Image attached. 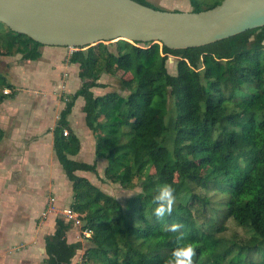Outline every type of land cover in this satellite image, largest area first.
<instances>
[{"label": "trees", "instance_id": "1", "mask_svg": "<svg viewBox=\"0 0 264 264\" xmlns=\"http://www.w3.org/2000/svg\"><path fill=\"white\" fill-rule=\"evenodd\" d=\"M221 1L190 0L191 10ZM8 29L0 35V59L41 58L42 43ZM115 44L116 51L100 42L70 53L81 85L52 129L54 152L72 186L70 206L91 236L86 245L69 241L73 223L56 216L55 230L45 236L46 256L35 264H71L80 249L78 264H166L178 243L194 246V264H264V26L182 49L124 39ZM170 54L180 57L175 74L167 67ZM119 70L132 75L121 80L128 93L96 94L94 88L107 86L102 75ZM159 91L173 98L172 128L169 110L154 104ZM10 97L1 92L0 102ZM79 97L96 157L108 161L105 178L139 187L124 201L78 173H98L97 161L74 157L81 140L69 115ZM4 136L0 127V140ZM164 184L175 189L176 203L158 220L153 197ZM229 221L250 234L237 238L233 229L228 236ZM172 223L182 225L181 241L180 233L166 230Z\"/></svg>", "mask_w": 264, "mask_h": 264}, {"label": "rangeland", "instance_id": "2", "mask_svg": "<svg viewBox=\"0 0 264 264\" xmlns=\"http://www.w3.org/2000/svg\"><path fill=\"white\" fill-rule=\"evenodd\" d=\"M146 1L169 10L192 9L190 0ZM205 3L208 5L206 1ZM8 31V27L0 22V35H5ZM105 43H108L111 50L116 51L115 41ZM73 50L70 47L44 45L43 55L36 61L23 60L21 54L2 56L0 59V76L5 78V83H0V93L12 94V97L0 102V127L5 130V136L0 140V234L11 231H8L10 233L6 238L11 240L9 253L17 252V246L28 242L24 239L21 243L16 242L15 237L18 238L23 233H19L18 236L14 228L31 225L28 227L30 228L28 233H36L38 229L43 228L40 225L46 216L44 212L53 214L51 216L53 220L54 216H62V210L72 202L71 183L53 149L52 129L65 106V101L81 85V79L73 73L74 66L68 62ZM179 58L176 55H169L167 60L169 72L173 74L177 72ZM131 76L126 70H119L115 74L104 73L100 81L107 86L96 87L94 91L96 94L117 91L126 95L128 91L122 88L121 80ZM76 77L78 79L74 81ZM156 96L154 104L169 110L167 122L172 128L176 114L173 98L169 93L164 94V91H159ZM81 102H84L83 97L78 98V103L75 104L74 112L70 116L82 138L80 148L82 152L77 158L91 163L97 161L98 164L97 174L94 172L83 174L105 192L124 201L139 190V187L126 188L105 178L104 169L108 161L106 158L96 157L95 136L90 129H83L86 126L84 120L81 122L77 118L83 114ZM39 200L47 202L45 210L43 203L39 207ZM48 208H51L50 212ZM228 224L231 229L226 233L228 236L233 229H236L237 238L250 234L248 230L236 226L232 221ZM69 233L73 238L83 240L84 245L87 244V239L80 234V226L73 225ZM34 245L31 262L40 261L45 256L42 246L37 243ZM83 251L84 249L78 251L71 264H78L81 261Z\"/></svg>", "mask_w": 264, "mask_h": 264}, {"label": "water", "instance_id": "3", "mask_svg": "<svg viewBox=\"0 0 264 264\" xmlns=\"http://www.w3.org/2000/svg\"><path fill=\"white\" fill-rule=\"evenodd\" d=\"M0 22L49 46L158 42L202 46L264 26V0H222L200 11L156 8L136 0H0Z\"/></svg>", "mask_w": 264, "mask_h": 264}, {"label": "crops", "instance_id": "4", "mask_svg": "<svg viewBox=\"0 0 264 264\" xmlns=\"http://www.w3.org/2000/svg\"><path fill=\"white\" fill-rule=\"evenodd\" d=\"M70 65H73L74 67H73V73H74V75L76 74L77 76H78V72H79V64H71V63H69ZM69 66V65H68ZM75 66H76V69L77 70H75ZM79 77V76H78ZM73 79V78H72ZM76 79H78L77 77L76 78H74L73 80L75 81ZM73 80H71V81H73ZM79 88V87H78ZM77 88V89H78ZM78 103V99L76 100V103L75 104H77ZM83 105H84V102L82 103L81 102V104H80V108L82 109V111H83ZM73 112H74V107H73V110H72V113L69 115V120H70V123H71V126H72V128H73V130L75 131V133L79 136V138H80V140H82V138H81V136H80V133H79V131L77 130V129H75V124L76 123H74V125H73V123H72V120H71V118H70V116L73 114ZM77 118L79 119V120H81V122H83V120H84V122H85V113H84V111H83V114L82 115H78L77 116ZM77 122V121H76ZM86 125V124H85ZM2 128V127H1ZM89 129L88 127H86L85 126V128H83V129ZM82 142V141H81ZM82 151L80 150V152L76 155V156H74V157H76V159H78L77 157H78V155H80V153H81ZM80 175H84L83 173V171H79L78 172ZM84 176H86V175H84ZM72 197H73V192H72ZM71 197V198H72ZM72 200V199H71ZM42 203H43V206H44V210L47 208V202L45 201V202H43V201H41V200H39V202H38V204H39V207H41L42 206ZM39 207H37V209L39 208ZM49 209V212H50V209L51 208H48ZM44 214L46 215L45 216V218H43L42 220H41V225L40 226H42L43 228H41V229H38V231H36V233L35 232H33V233H28V230L30 231V228H28V227H31V225H29V226H26V225H21V226H19V227H17L16 229L14 228V231H15V233L19 236V233H23V235H20L18 238H16L15 237V240H16V242H18V243H21L22 241H23V239L24 240H26V241H28L27 243H22V246H17V248L16 249H18V251L17 252H11V253H9V245L11 244V240H9V239H6V238H8L7 236L9 235V233L11 232L10 230H8V231H10V232H8V231H6L4 234H0V264H20V263H22V264H35V263H39V262H41L42 260H40V261H32L31 262V254L33 253V249H34V247H35V245L34 244H38V245H41L42 246V248L44 249V246H45V236L47 235V234H50V233H52L54 230H55V216H54V218H53V220H52V217L51 216H53V214H51V213H49V214H46V212H44ZM19 230L21 231V232H19ZM2 235H4V237L2 236ZM16 235V236H17ZM2 236V237H1ZM13 236V235H12ZM68 237H69V241H77L78 240V238H73L71 235H70V233L68 232ZM40 240V241H39ZM37 241V242H36ZM35 242V243H34ZM42 243V244H41ZM20 245V244H19ZM12 251V250H11ZM44 252H45V249H44ZM29 255V256H28ZM46 256V255H45ZM44 256V257H45ZM29 262H31V263H29Z\"/></svg>", "mask_w": 264, "mask_h": 264}, {"label": "clouds", "instance_id": "5", "mask_svg": "<svg viewBox=\"0 0 264 264\" xmlns=\"http://www.w3.org/2000/svg\"><path fill=\"white\" fill-rule=\"evenodd\" d=\"M140 196L141 193H136ZM153 203L155 205L153 209V215L158 219H163L167 215H171L174 205L176 203L175 189L168 184H164L159 187L157 193L153 197ZM182 225L179 223H172L167 227V231L173 233H180ZM183 234L178 235L177 240L181 241ZM196 250L191 243H178L175 247L166 264H194V257Z\"/></svg>", "mask_w": 264, "mask_h": 264}, {"label": "built area", "instance_id": "6", "mask_svg": "<svg viewBox=\"0 0 264 264\" xmlns=\"http://www.w3.org/2000/svg\"><path fill=\"white\" fill-rule=\"evenodd\" d=\"M67 133L68 131L65 130V134ZM61 213L62 216L66 220L71 221L74 226H80V234L82 237L88 238L91 236L92 231L90 229H82L83 220L80 217L81 215L77 211H75L71 206L65 207Z\"/></svg>", "mask_w": 264, "mask_h": 264}]
</instances>
